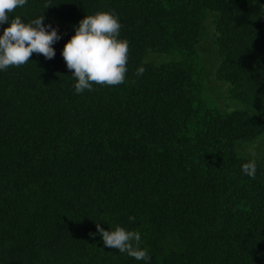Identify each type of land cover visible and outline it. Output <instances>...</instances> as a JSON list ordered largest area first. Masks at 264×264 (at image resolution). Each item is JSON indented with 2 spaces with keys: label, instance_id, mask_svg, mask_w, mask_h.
<instances>
[{
  "label": "trees",
  "instance_id": "trees-1",
  "mask_svg": "<svg viewBox=\"0 0 264 264\" xmlns=\"http://www.w3.org/2000/svg\"><path fill=\"white\" fill-rule=\"evenodd\" d=\"M101 11L129 41L126 82L75 94L61 51ZM40 14L55 57L0 72V264H143L92 235L100 222L139 231L151 264H264V159L250 179L240 151L264 137V0H29L12 15Z\"/></svg>",
  "mask_w": 264,
  "mask_h": 264
},
{
  "label": "clouds",
  "instance_id": "clouds-1",
  "mask_svg": "<svg viewBox=\"0 0 264 264\" xmlns=\"http://www.w3.org/2000/svg\"><path fill=\"white\" fill-rule=\"evenodd\" d=\"M28 3L29 0H0V26L8 25L0 32V72L28 64L34 53L48 60L55 57L53 45L61 39L58 26L46 24L42 14L28 22L19 15H12ZM49 6L46 4L45 9ZM122 27L119 16L113 11L85 15L73 26L75 34L65 43L61 56L75 81V94L93 91L94 84L117 86L126 82L129 41L121 38ZM144 72L145 68L140 66L135 75L139 78ZM255 149V145L248 147L251 158L241 166L242 174L250 179L257 177ZM102 223H96V233L92 235L98 234L105 247L116 249L137 262L151 264L139 231L122 226L105 230Z\"/></svg>",
  "mask_w": 264,
  "mask_h": 264
},
{
  "label": "rangeland",
  "instance_id": "rangeland-1",
  "mask_svg": "<svg viewBox=\"0 0 264 264\" xmlns=\"http://www.w3.org/2000/svg\"><path fill=\"white\" fill-rule=\"evenodd\" d=\"M221 93H224V95L222 96V99H225L227 97L226 96V90L225 89H222L221 90ZM232 106H235V105H232ZM253 145L256 146V149L258 148V150L260 152L259 153L260 157H262L264 159V137L263 136L262 137H259L257 141L249 144V146H253ZM240 151L243 152V153H248L247 152V148H241Z\"/></svg>",
  "mask_w": 264,
  "mask_h": 264
}]
</instances>
